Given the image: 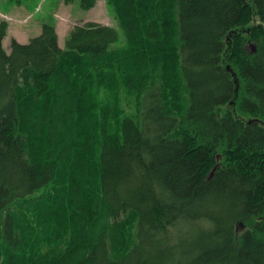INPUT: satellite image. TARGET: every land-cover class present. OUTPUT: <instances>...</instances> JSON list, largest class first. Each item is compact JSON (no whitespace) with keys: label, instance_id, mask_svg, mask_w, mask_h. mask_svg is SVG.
Returning <instances> with one entry per match:
<instances>
[{"label":"trees","instance_id":"obj_1","mask_svg":"<svg viewBox=\"0 0 264 264\" xmlns=\"http://www.w3.org/2000/svg\"><path fill=\"white\" fill-rule=\"evenodd\" d=\"M106 4L0 18V264H264V0Z\"/></svg>","mask_w":264,"mask_h":264},{"label":"rangeland","instance_id":"obj_2","mask_svg":"<svg viewBox=\"0 0 264 264\" xmlns=\"http://www.w3.org/2000/svg\"><path fill=\"white\" fill-rule=\"evenodd\" d=\"M0 18L8 21L10 26L9 35L3 42L7 52H10L11 40L19 32L22 36L31 38L39 36L44 22L56 24L62 48L65 47L68 32L75 25L86 22H97L118 29L120 41H123V32L106 0H98L91 10L83 9L79 0L70 4H66L64 0H23L21 5L10 0H0ZM22 38L23 42H28L27 37Z\"/></svg>","mask_w":264,"mask_h":264},{"label":"crops","instance_id":"obj_3","mask_svg":"<svg viewBox=\"0 0 264 264\" xmlns=\"http://www.w3.org/2000/svg\"><path fill=\"white\" fill-rule=\"evenodd\" d=\"M104 25H106V24H104ZM10 27V26H9ZM8 32H9V28H8ZM21 32H19L18 33V35L16 36V40H18L20 43H27V42H23V40H21V39H23L22 37H27L26 39L29 41L30 40V38L31 37H28V36H22L21 34H20ZM7 35H9V33L7 34ZM59 44H60V38H59ZM61 46V45H60Z\"/></svg>","mask_w":264,"mask_h":264},{"label":"water","instance_id":"obj_4","mask_svg":"<svg viewBox=\"0 0 264 264\" xmlns=\"http://www.w3.org/2000/svg\"><path fill=\"white\" fill-rule=\"evenodd\" d=\"M218 159H221V157L219 156ZM218 167H219V165H217V166L214 168L213 172L211 173V176L214 174L215 170L218 169Z\"/></svg>","mask_w":264,"mask_h":264}]
</instances>
